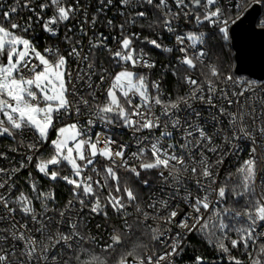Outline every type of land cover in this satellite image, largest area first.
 Masks as SVG:
<instances>
[{
  "label": "snow or ice",
  "instance_id": "obj_1",
  "mask_svg": "<svg viewBox=\"0 0 264 264\" xmlns=\"http://www.w3.org/2000/svg\"><path fill=\"white\" fill-rule=\"evenodd\" d=\"M33 4L13 0L0 11V137L10 138L16 146L9 152L21 155L18 166L0 167V264H109L113 255L114 264H177L197 233L229 264H244L231 254L241 247L248 264H264V82L235 77L213 60L214 47L230 41L236 23L220 0H95L94 6L41 0L38 11ZM112 8L123 18L119 24L106 18ZM25 9L32 15L13 22ZM73 21L78 38L69 27ZM193 21L194 29L185 27ZM34 24L49 38H59L63 25L67 47L40 51L28 35ZM205 24L213 31H200ZM101 26L116 30L115 48ZM144 30L171 34L175 46L160 37L141 40ZM214 39L223 44L213 45ZM139 43L180 55L152 80L157 62ZM99 52L107 54L104 62ZM169 74L186 89L174 99L163 90ZM65 119L71 122L57 127ZM97 126L130 130L136 150L93 133ZM48 143L52 152L44 156ZM245 152L235 172L224 167ZM30 165L53 185L70 186L63 207L55 187L42 190L31 170L29 190L17 187ZM153 171L155 181L142 175ZM189 179L195 192L184 188ZM157 182L174 185L172 195L152 191ZM137 185L151 194L145 198ZM109 209L120 217L118 226L107 223ZM96 217L106 222L97 230L111 229L101 246L107 255L92 250L97 237L88 225ZM137 231L148 243L132 239ZM157 244L162 250H154ZM194 264H206V257L196 256Z\"/></svg>",
  "mask_w": 264,
  "mask_h": 264
},
{
  "label": "built area",
  "instance_id": "obj_2",
  "mask_svg": "<svg viewBox=\"0 0 264 264\" xmlns=\"http://www.w3.org/2000/svg\"><path fill=\"white\" fill-rule=\"evenodd\" d=\"M40 2H41V0H34L33 6L37 7V11L39 10L38 5ZM68 2L73 3L74 0H68ZM81 2L82 3L86 2L88 5H92V6L95 5V0H81ZM255 4L260 5L261 10L263 9V11H264V0H220L219 6L225 9L226 17L230 16L232 19H236V21H238L245 14V12L251 6H253ZM12 5H13V0H0V11L7 10V8L11 7ZM237 5L241 6L239 11L237 10ZM88 11L90 13L93 12L94 7H89ZM47 14L51 15V12L49 11ZM30 15H32V13L28 12L25 9L24 11L18 13L17 15H15L13 17V22L23 24L24 19H26ZM113 17L115 18L114 19L115 23L119 24L120 22H122L123 18L119 15L117 8H112L111 10H109L106 13V18H113ZM237 17H239V19H237ZM0 20H2V17H0ZM33 20H35L34 16H33ZM100 20H101V23H103V21L105 20V16L101 15ZM232 25H230V28L232 27ZM69 27H72L73 33H75V36L77 38L80 37L81 34L77 30V25H76L75 21H73L71 24H69ZM185 27L189 28V29H194L195 28L194 21L191 24L185 25ZM33 28H34V32H32L28 35L30 36V38H32L34 40V42L37 44V47L40 51H43V49L45 47H59L63 51L67 47V45L62 43V38L64 36V26L63 25L60 26L61 31H60V37L59 38H57V37L49 38L47 36V34L43 33V31L39 25L34 24ZM134 30L140 31L139 28L134 29ZM99 31L104 32V35L108 36V41H107L108 45L112 48H115L116 47V41L113 39V36L116 35V30H109V29H106L103 26H101L99 28ZM200 31L211 32L213 30L210 29V27L207 24H205V25L201 26ZM70 35H71V33H70ZM143 36H150L151 38L160 37L162 42L165 45L170 46V47L175 46L174 45V37L167 32H163L162 30L159 32H150V31L144 30L141 33V40L143 39ZM84 42L86 45L87 38H84ZM228 43H230V41ZM138 46L143 47L145 49V51H148L151 55V58L157 62V68L153 69L152 73L150 75V79H152V80L160 78L162 72L164 71L163 65L169 64V62H171L172 64H175V57L180 55L179 52H173L172 54L160 52L159 50L151 48V46H148V45L143 44V43H139ZM106 55L107 54L104 52H99L98 53L99 60L101 62H104ZM0 60H2V58H0ZM75 67L76 66L74 63L70 64V68L72 70H75ZM235 77L243 78V79H247V80H252V79H249V78L244 77V76H235ZM255 81H257V80H255ZM258 82H264V79L261 81H258ZM163 90L165 93H170L172 98L174 99L177 92H179L180 95H183L186 89H184V88L178 89V86L176 83V78L172 77L169 74L165 78ZM81 91H83V89H81ZM157 112H159V109H157ZM86 115H87V113L85 112V114L79 118L81 120V122H83ZM202 115L207 116V113L206 112L202 113ZM68 122H71V121L65 119V120L59 122L57 124V127L60 126V123H68ZM92 132L93 133L103 132L105 135H110L113 139H115L117 141V144L128 145V152L129 153L136 150V148H135V137L132 135L130 130H126L121 126L108 127V128L97 126L96 128L92 129ZM2 138H4L5 140L0 139V140H2V142L0 141V152L8 153V158L7 159H0V167L11 168L13 166H18L17 162L21 159V155H19L17 153L9 152L10 147L16 146L15 143L10 138H7V137H2ZM29 138H31V137L29 136ZM55 138H56V135H55V131L53 130L50 132V139H55ZM178 140H179V136L177 135L173 142L175 143ZM51 152H52V149H51L50 143L45 144L41 148V154H43L44 156L50 155ZM177 152L179 153V149H177ZM244 159H247V153L246 152L241 154L238 157L230 158L229 160H227L224 167L226 169L232 171V172H235L236 168L239 167V165L243 162ZM29 170H31L33 172V174L38 178L39 185H40L42 190L46 191L49 187H55L56 195H57V203L60 207H63V205L67 202V200L71 198L70 186L66 185L63 181H57L53 185L52 182L41 177L38 173L35 172L34 165H30L28 169L23 170L18 175V178H16V181H15L18 188L23 189L25 191L29 190L27 184L25 183V180L27 178V174H28ZM62 174H65V175L69 174L68 169L65 168L62 171ZM120 175L122 177H124V176H127V173H125V172H123V170H121ZM142 175L146 176L150 181L156 180L155 171H153L151 173H143ZM173 187H174V185L164 186L163 184L157 182V183L153 184L152 191H156L157 188H163V192L159 193L160 195H172ZM137 188L142 192V194L144 195L145 198H147L151 194V192H149L148 190L143 189L142 185H137ZM184 188L187 190H191V191L195 192V184L190 179L186 182V184L184 185ZM181 194H182V192H181ZM105 195H106V193H105ZM178 201H179V197H177V202ZM37 207H39L38 203H37ZM181 207H183V204H181ZM109 217H110V220L107 222L108 224L118 226L121 223L120 217L113 214L110 209H109ZM98 223L101 225H104L106 222L104 221L103 217H96L94 220H92V222L88 225V227H89L91 233L95 234L97 237L96 243L93 244L92 247L97 249V250H101V246L103 244L109 242V235H110L111 229L107 228V229L97 230L95 225ZM177 230L178 229L173 227V232H175ZM154 250L160 251L162 249H161V246L157 244L155 246Z\"/></svg>",
  "mask_w": 264,
  "mask_h": 264
},
{
  "label": "water",
  "instance_id": "obj_3",
  "mask_svg": "<svg viewBox=\"0 0 264 264\" xmlns=\"http://www.w3.org/2000/svg\"><path fill=\"white\" fill-rule=\"evenodd\" d=\"M261 15L260 5L251 6L230 28L235 76L252 80L264 79V28L256 26Z\"/></svg>",
  "mask_w": 264,
  "mask_h": 264
},
{
  "label": "trees",
  "instance_id": "obj_4",
  "mask_svg": "<svg viewBox=\"0 0 264 264\" xmlns=\"http://www.w3.org/2000/svg\"><path fill=\"white\" fill-rule=\"evenodd\" d=\"M256 26L260 28H264L263 9L261 10L260 18H258L256 21ZM212 44L213 45L223 44V42L219 41L218 39H214L212 41ZM214 52L215 55L213 56V60H218V62L222 65L225 72H230L232 75H234L233 51L231 50L229 43L224 44L222 48L214 47ZM0 139H4V138H0ZM0 141L2 142V140ZM229 203H231V201H229ZM240 206H242V202L241 205H237V207ZM137 237H139L138 242L148 243L147 237L141 236L139 231L136 232L135 236L132 237V239L135 240ZM130 246H131L130 241L126 236L125 248H128ZM149 246L151 248L152 244L150 243ZM85 247H88V245H85ZM92 250L97 254L107 255L106 253H103L101 250H97L93 247ZM231 254L233 256L240 258L244 262V264H248L247 257L244 255V250L242 247L239 249H233ZM196 256L206 257V264H229V260L227 256L218 252L215 248L209 247L205 243L204 239L198 233L190 237V243L186 245L185 251L182 254V256L179 258L177 264H194V258ZM114 259H115V255L109 257V264H114Z\"/></svg>",
  "mask_w": 264,
  "mask_h": 264
},
{
  "label": "rangeland",
  "instance_id": "obj_5",
  "mask_svg": "<svg viewBox=\"0 0 264 264\" xmlns=\"http://www.w3.org/2000/svg\"><path fill=\"white\" fill-rule=\"evenodd\" d=\"M0 138H2V137H0Z\"/></svg>",
  "mask_w": 264,
  "mask_h": 264
}]
</instances>
